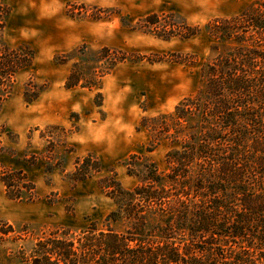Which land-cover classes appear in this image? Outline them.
<instances>
[{"label": "rangeland", "instance_id": "374dc122", "mask_svg": "<svg viewBox=\"0 0 264 264\" xmlns=\"http://www.w3.org/2000/svg\"><path fill=\"white\" fill-rule=\"evenodd\" d=\"M254 1L6 0L4 41L11 48L27 45L35 56L17 73L0 107V175L24 170L36 198L10 199L0 180V264H25L20 253L55 228L79 232L90 222L101 224L115 204L99 180L113 175L134 186L138 178L126 166L132 154L166 168L169 142L152 143L141 120L173 111L197 91L202 67L213 55L206 23ZM152 13L162 20L179 15L203 30L191 38L163 39L155 34L159 30L141 29L147 30L141 20ZM104 47L111 50L102 57ZM75 61L90 87L65 86ZM27 89L42 91L28 102ZM88 154L100 170L75 183V161ZM8 225L15 232L2 234ZM124 226L120 221L116 228Z\"/></svg>", "mask_w": 264, "mask_h": 264}, {"label": "trees", "instance_id": "16d2710c", "mask_svg": "<svg viewBox=\"0 0 264 264\" xmlns=\"http://www.w3.org/2000/svg\"><path fill=\"white\" fill-rule=\"evenodd\" d=\"M9 13L0 0V107L35 56L27 45L11 48L4 41ZM141 22L143 31L159 30L163 39L203 30L174 14L162 20L152 13ZM205 30L213 55L202 67V85L173 111L141 120L152 143L169 142L166 168L132 154L126 166L138 178L134 186L113 175L99 180L115 204L104 221L43 234L20 253L25 264H264V0L209 20ZM110 50L104 47L101 56ZM79 84L91 86L75 61L65 86ZM41 91L27 89L26 101ZM99 170L88 154L76 159L70 177L76 183ZM0 180L10 199L36 198L24 170L2 172ZM15 230L8 225L1 232Z\"/></svg>", "mask_w": 264, "mask_h": 264}]
</instances>
